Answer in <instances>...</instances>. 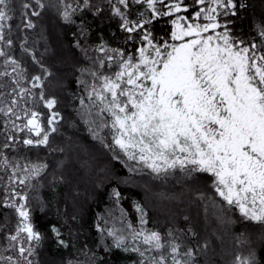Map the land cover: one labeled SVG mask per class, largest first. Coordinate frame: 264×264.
<instances>
[{
    "label": "snow or ice",
    "instance_id": "6c2138e0",
    "mask_svg": "<svg viewBox=\"0 0 264 264\" xmlns=\"http://www.w3.org/2000/svg\"><path fill=\"white\" fill-rule=\"evenodd\" d=\"M11 2L0 0V43L5 47L13 43L5 36V29L10 28L8 22L13 19ZM34 3L40 9L45 7L41 0ZM117 4L124 10L131 5L146 7L132 20L130 12ZM84 5H88V0H84ZM111 7L113 16L121 21L120 28L128 34L125 43L131 41L134 46L127 51L99 45L96 51L102 55L95 63L99 69L114 70L110 74L92 71L91 76L99 83L86 87L88 104L83 98L80 100L87 116L96 110L97 127L110 131L112 144L105 147L114 152L119 149L129 161L142 163L157 174L175 169L189 177L209 174L212 187L228 206L238 209L244 219L264 224V24L256 26L260 42L247 43L235 38L230 20L221 23V17L235 16L233 10L244 7L234 0H192L191 6L187 0H117ZM22 8L30 9L31 5L24 3ZM73 12L72 5L65 4L63 20L71 21ZM39 15L36 10L30 13ZM22 16V28L35 27L27 11ZM164 17L171 18V30L168 39H157L150 26ZM21 48L29 51L23 44ZM0 57L4 58L0 70V114L8 118L5 123L12 129H26L39 138L24 139V145H48L59 122L60 113L52 111L57 100L46 99L42 92L39 95L50 111L47 130L41 113L26 106V98L34 95L32 89L42 87L41 76H32L31 87H25L26 70L20 62L3 48ZM6 78H10V84ZM20 120L25 122L16 123ZM98 135L94 132V136ZM2 147L10 145L4 143ZM0 167L11 169L9 183L18 181L24 185L47 165L21 166L3 156ZM115 195L118 197L119 193ZM16 197L21 203H15ZM27 199V194L13 190L10 199L0 201L14 208L20 218L15 234L4 236L7 246L0 250V264H33L29 259L34 254L32 242L39 243L42 237L30 220ZM138 210L143 214L142 209ZM144 223L142 218L141 224ZM52 230L59 235L57 229ZM108 235L114 238L115 248L129 251L125 236L114 230H109ZM168 236H172L171 231ZM141 238L147 247L131 248L141 257L139 264H169V257L171 264H195L191 248L181 253L180 243L165 242L157 231L133 229L131 239ZM9 251L16 255H4ZM151 251L157 255H145ZM234 264H257L255 252L236 256Z\"/></svg>",
    "mask_w": 264,
    "mask_h": 264
},
{
    "label": "trees",
    "instance_id": "16d2710c",
    "mask_svg": "<svg viewBox=\"0 0 264 264\" xmlns=\"http://www.w3.org/2000/svg\"><path fill=\"white\" fill-rule=\"evenodd\" d=\"M41 2L45 5L43 9L38 8L34 0H12L13 19L8 22L10 28L5 29V36L13 43L11 47L0 43V48L26 70L25 87H31L32 76L42 78V87L32 89L34 95L27 98L29 108L40 112L46 122L50 111L39 99L42 92L46 99L57 100L52 111L60 113L57 131L50 135L46 146L24 145V139L34 138L32 134L12 129L5 123L8 118L0 114V159L7 156L21 166L47 165L39 176L24 185L18 181L9 183L7 177L11 169L5 171L0 167V177H4L0 180V201L10 199L13 190L27 194L30 220L41 233L39 243L32 242L33 264H139L141 257L131 248L139 246L143 250L147 246L142 238L131 239L133 229L157 231L165 242L180 243L181 253L191 248L195 264H234L236 256L244 257L252 251L257 264H264V224L245 220L238 209L228 206L212 187L213 178L209 174L195 173L189 177L179 169L154 173L143 164L129 161L119 149L114 152L105 147L112 144L110 131H101L97 124L84 118L87 109L80 100L83 98L88 104L86 87L98 83L90 73L110 74L114 70L99 69L95 61L102 54L96 48L104 44L132 51L134 46L131 41L125 43L128 34L120 28L119 17L113 16L111 5L117 0L111 3L88 0L87 6L84 0ZM234 2L244 7L234 9L235 16L221 17V23L231 21L237 40L259 43L256 26L264 24V0ZM24 3L31 8L23 9ZM187 3L191 6L192 0ZM65 4H71L74 9L71 21L62 18ZM145 7L131 5L124 11L130 12L129 19L134 20ZM32 10L39 11L40 15L30 16ZM24 11L29 13L34 28H22ZM170 19L161 18L150 26L157 39H168ZM22 44L28 52L23 51ZM3 59L0 57V70H3ZM6 79L10 84V78ZM88 118L98 119L95 115ZM18 122L24 123L23 120ZM94 132L99 135L94 136ZM8 136L15 139L7 140ZM4 143L10 147L3 148ZM159 195L165 199L161 203ZM15 203H21L19 197L15 198ZM138 209H142L143 214ZM142 218L146 223L141 224ZM19 222L15 209L0 202V250L7 246L4 236L15 234ZM53 228L58 230V236ZM109 230L126 237L129 251L114 247ZM145 255L157 253L151 251Z\"/></svg>",
    "mask_w": 264,
    "mask_h": 264
},
{
    "label": "rangeland",
    "instance_id": "374dc122",
    "mask_svg": "<svg viewBox=\"0 0 264 264\" xmlns=\"http://www.w3.org/2000/svg\"><path fill=\"white\" fill-rule=\"evenodd\" d=\"M180 15H184L183 13H180ZM98 83H99V81H98ZM97 83V84H98ZM27 99V98H26ZM28 108L30 107V106H28V105H26ZM30 109H32V110H34L33 108H30ZM55 111V110H54ZM95 115V112L93 111V116ZM14 118V117H13ZM84 118H86V119H88L89 121H91V119H89L88 118V116H85L84 115ZM59 119V118H58ZM44 119H43V116H42V114H41V121H42V123H43V125H44V127L47 129V130H50L49 129V126L47 125V122H44L43 121ZM96 120H98L97 121V125H98V123H99V119H96ZM24 121V120H23ZM47 121V120H46ZM25 122V121H24ZM16 123H18V124H21L20 122H18V121H16ZM23 124V123H22ZM92 128V127H91ZM96 129H98V128H96ZM26 130V129H25ZM102 131V130H101ZM26 132H27V130H26ZM29 133V132H28ZM32 134V133H31ZM53 134V133H52ZM32 137H34L33 138V140H36V139H39L38 137H35L33 134H32ZM69 147L70 146H68V149H69ZM135 162H137V161H135ZM138 163V162H137ZM139 164H142V163H139ZM60 169H62V167H60ZM156 197V196H155ZM157 197H159L158 198V201L161 203V202H163L165 199L164 198H162V196L161 195H159V196H157ZM246 220V219H245ZM23 236H24V234H23ZM25 246L27 247L28 246V244L27 243H25ZM4 255H16V253H9V252H5L4 253ZM32 258V256L31 257H29V259H31ZM33 259V258H32ZM31 259V260H32ZM33 262V261H32Z\"/></svg>",
    "mask_w": 264,
    "mask_h": 264
}]
</instances>
